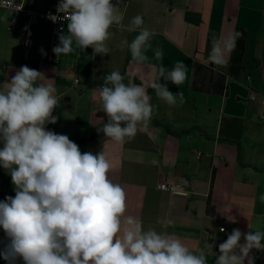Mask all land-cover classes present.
Listing matches in <instances>:
<instances>
[{
	"label": "crops",
	"instance_id": "1",
	"mask_svg": "<svg viewBox=\"0 0 264 264\" xmlns=\"http://www.w3.org/2000/svg\"><path fill=\"white\" fill-rule=\"evenodd\" d=\"M119 14L125 25L141 15L142 27L154 33L147 62L137 64L127 45L119 47L124 40L130 44L139 31L113 26L108 55L94 54L91 47L76 49L54 64L47 53L50 34L43 54L21 64L6 58L0 65V87L24 65L43 73L41 82L52 84L60 97L53 115L70 121L79 113L85 121L83 134L72 141L82 153L102 151L111 162L109 178L126 194L125 216L139 219L145 230L175 234L194 253L202 249L208 264H215L213 251L218 253L233 229L264 231V202L259 199L264 194V0H122ZM238 29L245 31L243 69L237 77L227 74L232 53L226 67H216L227 76L225 93L191 89L194 63L209 65L213 38L223 39ZM157 50L163 51L165 67L171 69L177 61L187 66L181 85H167L177 95L175 106L159 99L149 86L151 66L160 63ZM114 70L125 76L126 84H143L154 108L151 122L124 143L102 132L91 136L107 120L95 90L96 77ZM73 102L80 104L76 113L70 107ZM60 125L55 124L58 134L68 133V125ZM161 184L178 191L161 189ZM209 196L212 214L207 211ZM166 220L172 225L165 227L161 221ZM208 245H214L213 251ZM254 254L255 264H264V252Z\"/></svg>",
	"mask_w": 264,
	"mask_h": 264
},
{
	"label": "clouds",
	"instance_id": "2",
	"mask_svg": "<svg viewBox=\"0 0 264 264\" xmlns=\"http://www.w3.org/2000/svg\"><path fill=\"white\" fill-rule=\"evenodd\" d=\"M121 2L59 0L56 12L63 15L48 14L53 23L67 22V33L61 28L53 48L56 57L89 47L94 54L108 55L107 41L115 26L139 31L130 44L124 40L119 47L127 45L137 64L147 62L154 33L142 27L141 15L125 25ZM241 38L240 31L213 38L209 64L226 67ZM155 59L160 63L151 66L149 86L159 99L175 106L177 95L167 85H181L187 66L177 61L171 69L165 67L162 50L155 52ZM43 78V73L24 65L0 87V167L11 176L15 190L14 197L0 201V227L9 241L0 257L8 264H208L202 249L194 253L175 234L145 230L139 219L125 216V191L109 178L112 164L102 151L82 153L67 135L46 128L57 123L53 112L60 97L52 84L41 82ZM124 81L114 70L95 88L107 117L99 131L116 143L133 139L151 122L154 110L143 84ZM259 199L264 202V194ZM161 223L167 227L173 222ZM249 229H233L218 253L208 245L215 264H255L254 253L264 252V231Z\"/></svg>",
	"mask_w": 264,
	"mask_h": 264
},
{
	"label": "rangeland",
	"instance_id": "3",
	"mask_svg": "<svg viewBox=\"0 0 264 264\" xmlns=\"http://www.w3.org/2000/svg\"><path fill=\"white\" fill-rule=\"evenodd\" d=\"M49 2L50 0H32L31 6L37 9H44ZM28 30L33 34V45L26 47L24 45V39ZM50 34L51 26L49 23L44 21H32L26 13H17L8 9H0V65L6 61V58H10V56L13 57V62L15 64H21L22 62L25 63L29 61V59L34 58L36 54H43L42 52L45 51L46 46V39L50 37ZM96 80L97 87L103 85V78L97 76ZM74 92L79 93L80 90L76 89ZM79 105L80 104L76 102L71 104L70 107L73 113H76ZM55 124L68 125V133L65 135L72 140L77 134H83V124H85V121L81 119L78 113V115L73 114L70 121H67L64 117L58 118ZM55 124H51L50 130L58 134ZM69 124H71L70 127ZM13 187L11 176L0 167V201L5 200L3 193L7 196H15V190H12ZM8 242L4 230L0 227V251L4 250ZM0 264H8V262L0 257ZM16 264H23V261L17 260Z\"/></svg>",
	"mask_w": 264,
	"mask_h": 264
},
{
	"label": "trees",
	"instance_id": "4",
	"mask_svg": "<svg viewBox=\"0 0 264 264\" xmlns=\"http://www.w3.org/2000/svg\"><path fill=\"white\" fill-rule=\"evenodd\" d=\"M243 33V38L237 41V46L234 52H232L228 75L232 77H237L241 70L243 69V56L245 52V31L243 29H238ZM226 80L227 76L217 72L216 66L214 65H203L199 61L194 63V75L191 83V89L201 91L204 93H215L224 94L226 91ZM99 130L93 131L92 137L98 136ZM207 211L209 213H214V207L211 205L210 196L207 201Z\"/></svg>",
	"mask_w": 264,
	"mask_h": 264
},
{
	"label": "built area",
	"instance_id": "5",
	"mask_svg": "<svg viewBox=\"0 0 264 264\" xmlns=\"http://www.w3.org/2000/svg\"><path fill=\"white\" fill-rule=\"evenodd\" d=\"M30 1L31 0H0V9H8L12 12H17V13H26L29 15L32 21H44L49 23L51 26V39L48 45V60L51 63L58 64L60 62V58H57L56 55L53 53V48L58 45V36L62 34L60 30L61 28H63V31L65 30L67 22L60 21L57 23H53L48 18V14L51 13L53 15H60V16L63 15L62 13L58 14L56 12V8L59 3V0H51L50 4L44 9H36L30 7ZM17 7H22V9L16 11ZM32 36L33 34L31 33V31L28 30L24 40V45L26 47H29L33 44ZM79 82H80L79 79H75V85H78ZM159 188L164 190L172 189L178 191L175 187H169L166 184H161Z\"/></svg>",
	"mask_w": 264,
	"mask_h": 264
}]
</instances>
